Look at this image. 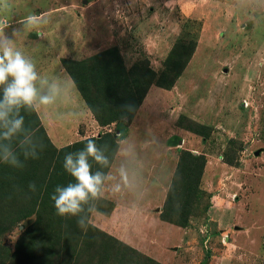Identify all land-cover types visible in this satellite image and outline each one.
<instances>
[{
  "label": "rangeland",
  "instance_id": "rangeland-1",
  "mask_svg": "<svg viewBox=\"0 0 264 264\" xmlns=\"http://www.w3.org/2000/svg\"><path fill=\"white\" fill-rule=\"evenodd\" d=\"M13 4L12 10L2 13L20 17L40 9L48 15L40 22L45 40L30 41L25 48L47 49L48 66L42 67L37 100L56 85L53 101L40 104L58 121L65 142L81 135L97 137L101 131L87 127L89 117L77 121L87 105L66 71L59 76L63 58L83 60L117 46L128 70L149 61L160 74L174 47L173 59L179 62L185 51L181 44L196 40V52L175 86L153 87L147 94L142 106L146 119L135 127V135H128L125 121L107 130L120 142L146 137L158 142L157 149L147 151L165 153L170 165L173 159L179 161L183 151L207 160L198 202L182 231L185 236L179 238L178 231L172 237L170 247L174 244L176 254L169 250L168 264H264V0H20ZM36 57L45 61L44 50ZM180 141L185 144L179 145ZM33 222L34 217L18 226L3 224L7 230L0 234V244L13 251L23 228ZM144 230L152 234L149 226ZM161 230L160 226L157 233ZM132 241L142 251L155 252L148 238L150 244L143 237ZM157 252L164 256L167 250ZM142 253L136 256L138 264H153Z\"/></svg>",
  "mask_w": 264,
  "mask_h": 264
},
{
  "label": "trees",
  "instance_id": "trees-1",
  "mask_svg": "<svg viewBox=\"0 0 264 264\" xmlns=\"http://www.w3.org/2000/svg\"><path fill=\"white\" fill-rule=\"evenodd\" d=\"M184 43L181 44L185 46L183 59L174 61L177 56L174 52L177 47H174L160 74L150 67L149 61L135 63L128 70L117 46L83 60L63 58L61 62L99 126L110 127L125 121L128 127L152 87L171 90L185 71L196 52L197 42ZM125 105H132L133 110ZM30 110V126L28 123L25 132L28 138L24 143L16 142L17 162L13 164L11 157L7 162H0V227L3 224L18 226L32 217L34 222L23 228L13 251L0 244V264H138L136 256H141V252L91 222V211L99 194L89 195L75 216L57 215L51 199L58 195L57 187L75 183L64 167L65 157L71 154L75 159L79 151L86 149L89 140L107 161L103 164L88 158L93 174L99 172L104 177L101 190L119 149L117 135L107 131L58 149L34 108ZM206 162L204 155L182 152L161 210L163 221L180 228L188 226L200 196ZM81 220L83 227L78 223ZM5 230L7 228L1 227L0 234ZM147 260L162 264L148 256Z\"/></svg>",
  "mask_w": 264,
  "mask_h": 264
},
{
  "label": "crops",
  "instance_id": "crops-1",
  "mask_svg": "<svg viewBox=\"0 0 264 264\" xmlns=\"http://www.w3.org/2000/svg\"><path fill=\"white\" fill-rule=\"evenodd\" d=\"M16 1L20 0H0V20L6 22L7 26L3 31L9 39L14 41L15 49L20 51L27 60L31 61L35 65L38 76V79L36 81V88L38 91L39 83L41 82V80H43L41 73L42 67L48 66V63L46 61L47 49L46 47H44L43 49L45 61H42V58L36 57L37 55H42V47L32 46L31 49L25 48V46H27V44H30V41L31 43H36L45 40L46 30L40 27V22L44 17L48 15L46 12H44V10L40 11V9H36V12H34L33 14L20 17L14 16L13 13H2V11L12 10V5H14L13 3H15ZM22 1L23 0H21V2ZM28 17L34 18L32 24L28 23ZM14 32L16 33L15 35H13ZM36 32L39 34V36ZM61 65L62 63L60 64L59 76H62L64 74V71H66L63 65L62 67ZM152 89L153 87L151 88V90ZM2 97L3 88L0 87V99H2ZM146 99L142 103L140 107L141 110L139 109L133 122L127 127L129 136H132L134 131L137 132L135 127H137L139 124L142 125L145 121L144 119H146L142 114V106L144 105ZM37 101L35 102L33 108L40 122L42 123V127L45 129L47 135H49L48 137L51 139L53 145L56 148L61 149L75 142L92 138L91 136L82 137L81 135L80 138H74L75 140H73L72 142L69 139H67V141L65 142L63 131H60L58 128V121L54 120L51 112L48 109H45L38 101V103L40 104L39 105ZM30 109L31 108L25 106L21 107L18 110V116L23 117L24 121L22 130L14 135L10 140L0 141V145L8 146L13 154H15L18 146H16V142H20L22 140V142L24 143L26 138H28L26 137L25 132L28 130V123L30 126ZM13 115H16L15 110L13 112ZM86 118H88L86 121L87 127L97 126L100 129L101 132L97 135V137L100 134L108 131V127H101L98 125L87 106L86 109L82 111V118H80L79 114L77 117V121L81 122ZM79 125H81V123L77 124V127H79ZM176 127L181 129V127L177 124ZM84 129L86 128L84 127ZM3 131L4 128L0 126V132ZM146 134L149 135L147 132ZM154 135L156 134H150L151 137L156 138ZM179 135H181L182 138L186 139V136H183V134ZM143 139L135 141L127 140L128 143L124 141L119 142L118 152L100 190L99 198L96 200L91 211V222L93 224L95 222V226L99 227L104 232L117 238L118 240L134 249L136 248V246L134 245V241H132V239L143 237L144 242H146L147 244H150L148 243V241L151 242L150 245L153 247L155 252L150 253L148 251H142V249L139 248L136 249H138L141 253L143 252L144 255L162 264H168L167 260L169 259H167V257H170V254H168L169 250L172 248L173 253L176 254L174 244L170 247L172 237L175 238L174 234L179 235L178 231L182 232L186 229L167 223L160 217L161 210L165 205L167 193L174 177L178 162L177 159H173L172 164L170 165L169 162L166 161L167 159L165 158V153L161 154V152L154 153L151 151H147L149 149H157L158 142H155L150 138L146 139V141H144ZM171 142L168 144L171 145ZM181 144H185V141H180L179 145ZM4 155L5 153L3 148H0V162L4 160ZM161 157H163L165 161H163V158L161 160ZM122 170L126 173V179L121 175ZM101 221L103 223L102 225H99V222ZM145 226H149L152 234H145ZM160 226L162 230L161 233L158 234L157 228H159ZM184 233L185 232L180 233L179 238H183V236H185ZM125 236H129V240H126ZM159 249H162V251L165 250V252L167 250L164 256L157 252V250Z\"/></svg>",
  "mask_w": 264,
  "mask_h": 264
},
{
  "label": "clouds",
  "instance_id": "clouds-1",
  "mask_svg": "<svg viewBox=\"0 0 264 264\" xmlns=\"http://www.w3.org/2000/svg\"><path fill=\"white\" fill-rule=\"evenodd\" d=\"M33 17H28V23L32 24ZM6 22L0 20V87L3 88V97L0 99V126L4 128L0 132V141L10 140L23 128V117L18 116L21 107L32 108L37 100L36 81L38 79L35 65L27 60L24 55L15 49L14 41L4 34ZM16 33L14 32L13 35ZM56 85L52 86L48 95L39 96V103L49 104L55 96ZM128 110H133L132 105H125ZM14 110L16 115H13ZM4 150V160L15 164L16 157L6 145H0ZM92 157L97 162L106 164V158L98 150L96 144L89 140L85 150L78 152L74 159L71 154L65 157L64 167L75 179V183L66 187H57L58 195L51 199L55 203L57 215L63 217L68 214L75 216L81 210V204L86 202L89 195L96 197L100 192V185L104 177L101 173L93 174L88 158ZM121 175L126 179V173ZM30 187H34L30 185ZM81 227L83 220L78 221Z\"/></svg>",
  "mask_w": 264,
  "mask_h": 264
},
{
  "label": "water",
  "instance_id": "water-1",
  "mask_svg": "<svg viewBox=\"0 0 264 264\" xmlns=\"http://www.w3.org/2000/svg\"><path fill=\"white\" fill-rule=\"evenodd\" d=\"M259 153L257 152V155H258Z\"/></svg>",
  "mask_w": 264,
  "mask_h": 264
}]
</instances>
